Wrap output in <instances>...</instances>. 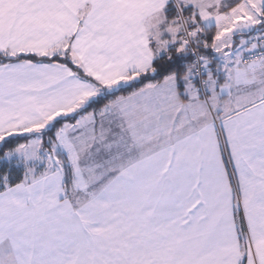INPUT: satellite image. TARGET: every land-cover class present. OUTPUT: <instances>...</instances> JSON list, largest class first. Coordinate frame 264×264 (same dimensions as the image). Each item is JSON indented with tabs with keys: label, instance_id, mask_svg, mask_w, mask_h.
<instances>
[{
	"label": "snow or ice",
	"instance_id": "snow-or-ice-1",
	"mask_svg": "<svg viewBox=\"0 0 264 264\" xmlns=\"http://www.w3.org/2000/svg\"><path fill=\"white\" fill-rule=\"evenodd\" d=\"M0 264H264V0H0Z\"/></svg>",
	"mask_w": 264,
	"mask_h": 264
}]
</instances>
